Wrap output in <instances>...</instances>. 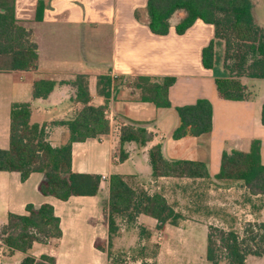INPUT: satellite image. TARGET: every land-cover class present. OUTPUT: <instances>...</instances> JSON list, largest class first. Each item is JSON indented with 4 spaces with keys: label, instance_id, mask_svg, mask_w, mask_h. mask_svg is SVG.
<instances>
[{
    "label": "crops",
    "instance_id": "crops-1",
    "mask_svg": "<svg viewBox=\"0 0 264 264\" xmlns=\"http://www.w3.org/2000/svg\"><path fill=\"white\" fill-rule=\"evenodd\" d=\"M262 1L252 0L251 14L254 24L264 29ZM146 2L14 0V18L31 31L38 60L28 70H0V149L9 147L10 110L16 103L29 105V123L45 125L46 139L51 146L63 143L66 129L57 123L71 118L82 108L70 84L79 76L87 87L88 105L104 108L109 131L71 144L73 173L105 176L107 180L110 175L118 174L132 188L139 187L149 195L160 193L170 204L168 198L229 191L231 184L227 183L232 181L213 178L219 171L223 151L247 152L251 141L258 140L260 161L264 165V125L261 124L264 78L242 77L244 98L221 99L214 80L228 77L229 72L224 67V42L214 36L213 26L196 20L178 35L174 26L185 14L176 11L168 20L166 35L152 34L147 25ZM38 3L43 7L40 19L36 20ZM209 42L213 43V65L206 69L201 63V50ZM100 76L109 79V86L104 90L107 97L98 92ZM138 77L174 78L167 92L170 108H157L141 101L140 91L131 82ZM39 80L54 82L53 89L44 98L33 97V84ZM198 99H206L211 105L210 132L173 140L171 133L178 125L174 108L194 104ZM130 122L145 126L152 138L143 147L125 143L127 158L120 162L117 157L119 130ZM156 145L167 161L206 164L210 178L152 177L148 151ZM42 179L39 172H32L21 181L17 172L0 171V226L6 223L10 213L26 214L28 204L35 208L49 204L59 219L61 237L44 245L34 243L30 254L35 259L41 254L52 256L55 264H108L107 254L94 247L96 240L106 242L108 237L103 216L108 181L101 184L94 196H71L61 201L38 192ZM122 223L128 224L122 221L118 226ZM132 224H145L147 230H152L156 221L139 215ZM172 227L182 226L179 223ZM1 249L4 255L0 264H19L24 257L21 252H11L3 246Z\"/></svg>",
    "mask_w": 264,
    "mask_h": 264
},
{
    "label": "trees",
    "instance_id": "trees-1",
    "mask_svg": "<svg viewBox=\"0 0 264 264\" xmlns=\"http://www.w3.org/2000/svg\"><path fill=\"white\" fill-rule=\"evenodd\" d=\"M252 0H147L148 28L152 34L166 35L169 18L176 11L185 15L174 26L176 34H183L196 20L210 24L214 36L224 40V67L229 72L226 78L214 80L218 96L224 100H242L245 86L242 77L264 78V29L256 26L251 14ZM42 5L38 3L36 20L40 19ZM223 31L226 33L224 34ZM232 36L239 44L230 54ZM234 60L228 64L229 60ZM38 60L36 44L31 31L17 23L14 18V0H0V70L24 71L35 67ZM201 63L206 69L213 65V43L201 50ZM135 87L140 91V100L152 103L157 108H170L168 88L174 83L172 77H138ZM75 88V100L82 108L71 118L57 124L66 129V138L58 146L47 141L45 125L29 123L30 110L26 103L12 104L10 110L9 147L0 149V171L17 172L24 181L32 172L42 173L38 192L65 201L71 196H94L101 181L99 175L73 173L70 169V151L73 142L94 139L109 131V122L104 117L103 107L88 105L89 95L82 77L70 82ZM98 92L105 97L109 79L98 78ZM54 87V82L39 80L33 84V97L44 98ZM178 125L171 133L173 140L186 136L197 137L210 132L211 105L206 99L194 104L175 107ZM261 124L264 125V104ZM152 135L145 126L130 122L121 126L117 148L118 161L127 154L123 145L133 142L138 147L147 145ZM260 142L251 141L247 152L223 151L216 180L241 182L249 196L264 195V165L259 156ZM151 176L190 179H209L206 164L189 160L167 161L162 157L159 145L148 151ZM26 214H8L6 223L0 226V243L8 251L24 254L19 264H55L52 256L41 254L35 259L30 253L34 243L46 244L61 237L59 219L51 205L37 208L26 205ZM139 215L156 221L155 230L164 225L177 226L181 215L167 203L160 193L147 194L139 187L132 188L118 174L108 179V201L103 208L108 231L107 241L96 240L95 249L109 254L112 236L119 229L118 221L132 224ZM246 236L233 230L209 227L206 234V260L210 264H245L248 256L264 258V222L248 225ZM147 233H151L147 231ZM150 234L147 236L149 237ZM141 264H146L142 262Z\"/></svg>",
    "mask_w": 264,
    "mask_h": 264
},
{
    "label": "rangeland",
    "instance_id": "rangeland-1",
    "mask_svg": "<svg viewBox=\"0 0 264 264\" xmlns=\"http://www.w3.org/2000/svg\"><path fill=\"white\" fill-rule=\"evenodd\" d=\"M229 38L232 47L230 54H234L239 43L232 36ZM233 62L230 59L228 64ZM131 82L134 85L138 83L137 80ZM227 184H231V189L219 194L213 190L206 195H190L173 200L168 198L171 206L181 215L179 223L182 227L178 229L172 225H165L161 230H147L145 224L119 225L108 250V264H210L205 257L209 227L225 232L233 230L245 237L250 229L248 225L264 222V195L249 196L241 182ZM2 255L4 252L1 249L0 262ZM245 264H264V258L248 256Z\"/></svg>",
    "mask_w": 264,
    "mask_h": 264
},
{
    "label": "built area",
    "instance_id": "built-area-1",
    "mask_svg": "<svg viewBox=\"0 0 264 264\" xmlns=\"http://www.w3.org/2000/svg\"><path fill=\"white\" fill-rule=\"evenodd\" d=\"M123 125H125V124H123ZM100 181H101V183H104V182H107L108 180H107V177L100 176Z\"/></svg>",
    "mask_w": 264,
    "mask_h": 264
}]
</instances>
